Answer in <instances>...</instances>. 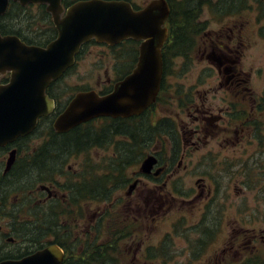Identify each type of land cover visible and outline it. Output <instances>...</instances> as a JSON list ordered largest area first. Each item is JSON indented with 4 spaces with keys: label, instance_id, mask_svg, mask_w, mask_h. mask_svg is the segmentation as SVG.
<instances>
[{
    "label": "rangeland",
    "instance_id": "obj_1",
    "mask_svg": "<svg viewBox=\"0 0 264 264\" xmlns=\"http://www.w3.org/2000/svg\"><path fill=\"white\" fill-rule=\"evenodd\" d=\"M134 1L145 3L150 0ZM27 10L29 9L10 11V17L4 19L3 24L11 25L12 29L15 28L24 34L31 43H46L48 36L44 35V32L50 25L49 22L40 18L37 8ZM259 16L262 14L259 15L254 9L228 17L220 12L212 15L205 8L201 19H209V23L207 26H199L207 32H217L224 26V20L236 22L239 17H244L249 24L248 32L255 34L264 25V20H257ZM186 24L189 26L188 33L185 29L190 38L189 43H197L194 46L198 48L202 36L198 33L199 30H192L194 23ZM188 49L187 45L181 44L172 59L166 54L165 86H170L168 94L161 95L156 104L157 110L150 112L144 121H141L140 126L145 127H139L135 137L139 141L143 140V143L137 141L139 145L147 143V147L134 148L131 153L132 161L124 164L125 175L114 170V166L124 161L128 155L122 147V143L127 140V135L123 132L124 127L110 131V121H94L89 127L78 132H90L86 138H91L92 141L85 137H76L78 133L53 136L51 128L45 123L32 134L25 141V147L19 155L17 154V158L29 155L27 160H30L31 166L11 169L10 175H0V180L3 181L1 193L3 191L8 195L2 206L5 205L10 211L18 210V205L27 207L26 204L31 201L33 194L36 198L41 195L40 186L44 184L40 182L48 181L43 178H57L61 174L60 181H65V186H69L67 193L66 187L62 189L56 184L63 206L67 203L65 199L71 198L69 195L72 193L75 195L77 189L80 192V203L76 199L74 202L78 203L77 212L73 215L66 214L64 217L62 212H1L7 216L0 217L2 229L10 226V218L14 216L26 223L23 226L32 230L28 234L32 239L45 240L52 237L50 239L55 240L54 242L66 251L67 261L65 260L64 264H82L78 260L82 251H88L91 255L92 260L87 264H205L207 252L231 237L236 240V247L224 249L222 245L216 253H219V258L224 257L222 264H264V163L254 166V163L248 164L244 161L248 159L237 158L233 161L231 156H235L240 149L234 146L221 149L218 137H211L206 144L185 145L186 135L182 126L186 121H194L187 114V109H194L201 104L202 95L210 83L207 81L211 80L207 78L203 68L206 63L201 61L199 49L187 59L184 56ZM117 53L107 46L89 45L80 55L75 68L55 83V95L65 102L79 91H98L103 88L110 76L108 71L118 70L115 65H124L125 58ZM247 53L261 58L260 61L256 60L262 64L261 69L257 71L260 70L264 74V40L252 37ZM126 59H129V56ZM262 85L264 86V78L256 79V91L261 93ZM169 93L170 98L167 96ZM210 99L218 101L215 95H210ZM163 103L165 105H162ZM250 104L255 105L253 102ZM162 116H170L172 121L163 119ZM155 128H158V132L162 130L163 134L151 136L157 132ZM34 150L35 153L32 152ZM149 155L157 159L151 172L153 176H159L158 178L149 176L150 179L147 175L151 172L142 169L143 162ZM261 158L264 162L263 154ZM164 164L168 165L164 173L159 167L154 170L156 165ZM162 168L164 170V167ZM204 175H208L209 180L202 179ZM140 177L144 180L138 197L141 212L146 223L150 222L147 218L149 212H160L155 215V223H158L154 230L152 223L144 230L143 236L147 244L143 242L137 249L125 248L121 251L125 258L121 261L118 257L119 251L114 248L115 244L110 248L94 242L108 240L107 228L112 225L105 221L106 226L103 227L100 222L108 212L94 221L95 217L90 215L91 208H108V211L110 208L114 219L118 204L123 198L133 196L136 192L126 183L131 179L129 183H133L136 181L134 179ZM204 182H208V185L201 189ZM209 186L212 188L210 197L213 196V199L208 202L209 206L205 207V197L201 193ZM87 187H90L88 191ZM152 194L155 200L157 199L154 209L150 208L153 205V201L149 200ZM88 196H94L96 199L103 197L107 201H87ZM18 199L20 201L16 204ZM216 216H219V224ZM209 218H212L215 225L208 222ZM61 224H64V227H61ZM24 233L25 231L18 233L19 237L22 238ZM206 235L207 242L201 244L199 240ZM151 246L158 247L149 249ZM242 253H249L251 256L243 257ZM209 254L213 253L209 251Z\"/></svg>",
    "mask_w": 264,
    "mask_h": 264
},
{
    "label": "flooded vegetation",
    "instance_id": "obj_2",
    "mask_svg": "<svg viewBox=\"0 0 264 264\" xmlns=\"http://www.w3.org/2000/svg\"><path fill=\"white\" fill-rule=\"evenodd\" d=\"M78 1L81 0H61L62 7L64 9L62 15L65 14L66 10L69 7H71ZM125 1L131 3L132 7L136 11L145 9L151 2L154 1H160L161 3H164L165 7L167 6L168 9L167 15L162 24V26L167 29V37L162 46L164 69L161 88L156 100L152 102L140 114H133L130 116H100L87 122H83L67 132H58L54 129V121L56 117L63 112L69 102L65 104L61 102V100H59L57 95H55L54 93L57 84L53 83L49 86L47 92L51 95L53 93V96L55 97H53L56 101L54 111L49 115L40 118L38 126L31 133L25 136H20L15 141L0 146V175H10L9 171L11 169H22L24 167L31 166L30 160H27L29 158V155H26L25 157L18 156L17 158V154L19 155L20 151L25 147V141L28 140L31 135L34 134L44 123L45 125L47 124L51 128V130H55L59 135L67 134L72 131L73 133L77 134L82 129V126H84L85 124L87 125V123L89 122L98 120H119L128 124L129 121L133 120L141 121V119H145L150 112L153 113L154 110L156 111L158 107L156 106V104H158L157 102L161 98L160 96L168 94L170 88L169 85L165 86L166 54H168V56H171L170 58L172 59V57L176 53L179 41L189 47L188 52L187 54H185L184 58H190L193 52L199 49L202 57L201 61L206 63L203 68L207 73V78L211 79L210 81H207L210 83H208L209 86L206 87L204 95H202L201 104L194 109L192 107H189L187 109V114L191 116L194 121H186L182 126L183 132L185 133L187 138H185V145L196 146L198 144H206L211 137H218V144L219 146H221V149H226L229 146H234L240 149L235 156H231L233 158V161H236L237 158H243L248 159V161L244 160L248 164L250 162L254 163V166L264 163L261 161L262 154L264 158V86L262 85L263 90L261 93L256 91L254 86L256 79L259 80L261 78H264V74L260 70L257 71V69H261L260 66L262 64H259L256 60L258 59V61H260L261 58H255L254 56H251V54L247 53V50L251 46L252 37H259L260 40H264V25L262 28H259L258 33L251 34L248 32V22L244 17H239L238 19H236V22L234 20H230L229 22L227 21V19L224 20L222 24L224 26L220 31L217 32H207L205 31V29H203V27H201L198 33L201 34L202 41L199 43L198 48L194 46L197 43L194 42V45L189 43L190 38L187 35L186 36L188 38H183L184 35L175 33V26L181 23H194L198 25L204 24L207 26L209 23V19H201L205 8H207L209 10V13L212 15L215 12H220L221 15H227L228 17L232 14H239L244 10L254 9L259 15L260 13L262 14V16H259L257 20H264V0H229V2L226 0H220L217 2H211L210 0H150L145 3H137L134 0ZM11 3L12 2H10V5ZM47 6L48 5L46 3L42 2L29 3L25 5L24 9H29L28 11H31L33 10V8H37V11H39L40 14V18L48 21L50 24H53L55 26L53 14L47 10ZM8 12L9 9L6 13H0V19ZM158 13L160 14V12ZM48 29H52V26L49 25L47 27V30ZM56 35L51 39H54ZM20 37L28 42L26 37ZM142 43V39H137L132 36L124 38L117 44L98 42L95 39H91L89 42L82 45L80 51L76 55V64L68 69L64 73V76L75 68V66L79 62L80 55L89 45L99 44L107 46L111 48V50L118 52V55L125 58L123 66L119 67L115 65L116 68H119L118 70H114L112 72L108 71L110 74L108 81L104 83L103 88L98 90L101 95L110 94L113 92L116 83L125 79L137 67L140 56V46L142 45ZM46 44L47 43L42 45ZM194 47L196 49H194ZM127 56H129V59H126ZM262 63H264V61H262ZM2 78L3 76L1 77V79ZM210 95H215V98H217L218 101H215V99L211 100ZM167 96L168 98H170V93ZM250 102H253L255 105L250 104ZM162 105H165V103H163ZM162 117L163 119L172 121L170 116ZM13 150H15V158L17 162L14 161V163L9 166L8 159ZM32 152L35 153V150ZM244 153L246 154L244 157H242ZM5 156L6 160H4ZM157 167H159L160 171L164 173L168 165H156L154 170H156ZM162 167H164V170H162ZM61 169L62 166L60 167V172H62ZM139 171L143 174L141 170ZM147 176H150L152 178L159 177L153 176L152 172ZM14 177L16 178L15 172ZM61 178L62 174L57 178H43L44 180L48 181L40 182L44 184L40 186V189L42 191L41 195L36 198L33 194V198L31 199V201L26 204L27 207L25 205H18V210L14 209L12 211L6 209L5 205L2 206V203L6 201L8 195H6V193L4 194L3 191V194L1 193L3 181L0 180V217H7L6 214L1 212H62L63 217L66 214L73 215L75 212H77L76 209L78 207V203H80V192L79 189H77L75 195L74 193H72V195H69V197L71 198L65 199L67 200V203L66 206H63V200L59 197L56 185L59 184L62 189L63 187H66L65 181H60ZM202 179L207 181L209 180V177L208 175H204L202 176ZM130 181H128L126 184H129L131 187H133V191L136 192L133 196H127V198H123V200L118 204L120 208L118 207L115 210L118 212L114 214V216H116L114 219H112L110 208L109 211L108 208H91L92 212L90 214L95 217V221L96 219L101 218L103 214H106L108 212V214L100 220L103 227L106 226L105 221H107L109 225H112L111 227L107 228L108 240L102 242L97 240L94 242H99L102 246L110 248H112L115 244L116 246H114V248L119 251L120 254L118 257L121 259V261L125 260V258H123L124 255H121V251L123 249H137L143 244V242L144 244H147V240L144 239L143 236L144 230L149 225H151V223L153 230L156 228L158 222L155 223V215L160 213L149 212L150 215L148 214L147 218L148 220L150 219V222L146 223L147 221L144 219L143 212H141V205L138 200L141 185L143 184L142 181L144 180L142 177H140L134 179L135 182L133 183H129ZM207 185L208 182L202 183L201 189H203V187ZM66 188L67 189L65 190L67 191V193H69V186H67ZM151 191L153 192V190ZM239 191L240 188H238V192ZM30 192L33 193V191ZM210 192H212V188L209 186V188H205L201 193L205 197V199L203 200L205 207H208L210 203L209 201L213 199V196L210 197ZM76 199L78 200V203L74 202ZM149 200L153 201V205H151L150 207L152 209L153 207H155L157 199L155 200L154 195L152 194ZM19 201L20 199L16 201V204H18ZM87 201L103 200L96 199L94 196H88ZM105 201H107V199H105ZM216 219L217 223L219 224V216H216ZM208 222H210L212 225H215L212 221V218H209ZM24 223L25 222L21 221L20 219L12 216L10 218V226L8 228L2 229V225H0V262L5 259H19L32 253L35 249H40L47 245L55 244V240L50 239L52 237H48L45 240H36V238L32 239L30 236H28L29 231L32 230L27 229L25 226H23ZM61 227H64V224H61ZM22 230L25 231L27 235L24 233L22 238H20L18 233H23ZM11 234H14V236H11ZM207 237L208 235H206L205 238H201L199 242L201 244L206 243L208 239ZM224 240L222 242L224 249L236 247V240L233 239V237L226 238V240ZM106 244H108L109 246H107ZM220 245L213 246V248L209 250L213 254L208 255L209 251L207 252V262H205V264L223 263L222 260L224 259V257L219 258V253L216 254L222 247V245ZM157 247L158 246H151L149 247V249ZM245 255L251 256L249 253H242L243 257ZM83 264H87L86 260Z\"/></svg>",
    "mask_w": 264,
    "mask_h": 264
},
{
    "label": "water",
    "instance_id": "obj_3",
    "mask_svg": "<svg viewBox=\"0 0 264 264\" xmlns=\"http://www.w3.org/2000/svg\"><path fill=\"white\" fill-rule=\"evenodd\" d=\"M14 1L23 5L48 3L58 33L46 46H40L0 31V79L10 73L8 82H0V146L31 133L42 116L54 111L55 100L47 88L75 64L82 44L91 39L109 44L130 36L142 39L139 62L110 94L78 92L55 120L58 132H67L100 116L140 114L156 100L163 77L162 46L167 37V29L162 26L168 12L164 3L154 1L136 11L124 0H83L62 16L61 0ZM8 5L9 0H0V13H5ZM8 161L9 166L14 163L15 150ZM156 162V157L149 155L143 162V171L150 172ZM63 258L62 249L55 244L0 264H61Z\"/></svg>",
    "mask_w": 264,
    "mask_h": 264
},
{
    "label": "trees",
    "instance_id": "obj_4",
    "mask_svg": "<svg viewBox=\"0 0 264 264\" xmlns=\"http://www.w3.org/2000/svg\"><path fill=\"white\" fill-rule=\"evenodd\" d=\"M24 9V6H21L19 3H16V2H12L11 3V6H10V10H9V12L10 11H18V10H23ZM28 11V10H27ZM9 12L5 15V16H3V17H1V19H0V29H1V32L3 33V34H9V33H13V34H17V35H19V36H23V37H26L24 34H22V33H20V32H18V31H16V29L14 28V29H12V27H11V25L9 26V25H7V24H3V20L4 19H7V18H9L10 17V15H9ZM50 24V23H49ZM50 26H52V29H48V30H46L45 32H44V35H46V36H48V38H47V40L48 41H50L51 40V38H53V36H55L56 35V33H57V30H56V28H55V26L53 25V24H50ZM177 26V29L175 30V33L176 34H182V35H184V37L183 38H186L187 36V34L186 33H188V31H187V28L189 27L187 24H185V23H181V24H177L176 25ZM200 28H201V26H199L198 24H194V26H193V31H197V30H200ZM185 29H186V33H185ZM11 30H13V31H11ZM188 38V37H187ZM28 40V39H27ZM47 41V42H48ZM28 42H30L29 40H28ZM37 42V44H43V43H40V41H36ZM31 43V42H30ZM36 44V43H35ZM181 44H184V43H182V42H178V46H177V49H179V45H181ZM184 45H186V44H184ZM184 47H181V49H183ZM167 50V49H166ZM187 54V53H186ZM7 78H4V81L6 80ZM52 93V92H51ZM52 95H53V93H52ZM141 121H144V119H141ZM140 120H133V121H129L128 122V124L127 123H125V122H123V121H119V120H114V121H110V126L112 127V129H110V131H116L118 128L119 129H121V127H124V134H126L127 135V140H125L123 143H122V147L124 148V149H126V151H127V153H128V155L126 156L127 158L124 160V161H122V162H120L119 164H117V165H115L114 166V170H117L119 173H123L124 175H125V172H124V164H126V163H129L130 161H132V152L134 151V148L135 147H137V148H143V147H147V143H144L143 145H139L140 143H143V140H137L136 139V137H135V133H136V131L138 130V128L140 127V123H142ZM160 123V122H159ZM158 123V124H159ZM92 124V122H89V123H87V125L85 124L84 126H82V129L83 128H87V127H89L90 125ZM157 124V125H158ZM121 126V127H120ZM114 127V128H113ZM143 127H145V126H141V128H143ZM81 129V130H82ZM158 130V128H155V131H157ZM163 131L162 130H160L159 132L157 131L155 134H153V135H151V136H154V135H159V136H161L163 133H162ZM52 133H53V136L55 135V136H57V135H59V134H57V132L55 131V130H52ZM90 132H86V134H77L76 135V137L78 136V137H80V138H83V137H85V139H88L89 141H92V140H90L91 138H86V136H88V134H89ZM158 133V134H157ZM74 135L75 133H73V131L72 132H70V133H67V134H63V135ZM74 138V137H73ZM97 138H101L100 136H97ZM66 140H68V139H66ZM94 140V139H93ZM140 142V143H138V142ZM134 143H138V145L137 144H134ZM154 154V153H153ZM156 155V154H155ZM89 186H90V183H89ZM90 189V187H87L86 188V191H88ZM98 199H100V200H105L106 198H103V197H101V198H98ZM78 260H80V262L83 264L84 263V261L86 260V263L89 261V260H92V258H91V255H90V253L88 252V251H82V252H80L79 253V255H78ZM67 261V260H66ZM98 264V263H97Z\"/></svg>",
    "mask_w": 264,
    "mask_h": 264
}]
</instances>
